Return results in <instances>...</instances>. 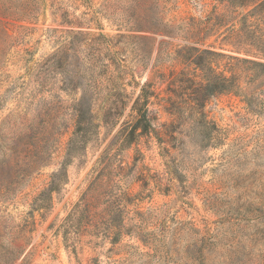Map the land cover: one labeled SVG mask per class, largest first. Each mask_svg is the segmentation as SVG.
<instances>
[{"label": "rangeland", "instance_id": "374dc122", "mask_svg": "<svg viewBox=\"0 0 264 264\" xmlns=\"http://www.w3.org/2000/svg\"><path fill=\"white\" fill-rule=\"evenodd\" d=\"M0 6V264H264V0Z\"/></svg>", "mask_w": 264, "mask_h": 264}, {"label": "trees", "instance_id": "16d2710c", "mask_svg": "<svg viewBox=\"0 0 264 264\" xmlns=\"http://www.w3.org/2000/svg\"><path fill=\"white\" fill-rule=\"evenodd\" d=\"M0 12L2 15L10 16L11 10L9 7L0 6ZM1 33V30H0ZM4 58H0V62H2ZM218 91H221L220 89ZM147 100V91L145 89L141 90V93L135 101L133 102L132 109L137 112L139 115L129 130L128 134H133L136 128H141L144 130L148 126V121L146 118V109L144 107L145 102ZM76 122L78 125H82L83 121L81 119L80 113L78 110H75ZM20 125L21 129L19 135L21 138L16 140L14 145L9 148V152L12 156L9 159L7 170L12 168L11 163L14 157H17L21 153L28 154V157L23 162V166L26 167L25 174L29 175L33 170L37 167H41L43 164L47 162L45 158V149L41 145L39 146V142L43 139H46L47 136H50L54 130V121L56 119L55 115L52 113L51 107H41V110L37 115L28 121L24 116L21 117ZM28 122V123H26ZM47 155V154H46ZM4 188L0 187V194Z\"/></svg>", "mask_w": 264, "mask_h": 264}]
</instances>
